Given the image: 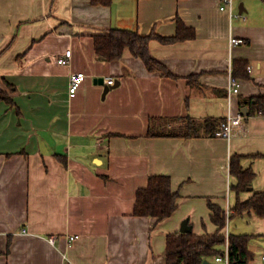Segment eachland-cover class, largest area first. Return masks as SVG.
I'll return each instance as SVG.
<instances>
[{
  "label": "crops",
  "instance_id": "obj_1",
  "mask_svg": "<svg viewBox=\"0 0 264 264\" xmlns=\"http://www.w3.org/2000/svg\"><path fill=\"white\" fill-rule=\"evenodd\" d=\"M224 6L0 0V88L11 98L0 99V264H168V236L182 233L186 219L195 235H211L217 226L209 202L226 211L236 204L233 155L256 172L241 198L264 190V114H251L249 104L264 96V3ZM178 19L194 38L150 42L152 56L175 77L150 72L129 50L113 62L96 54L95 35L155 29L173 37ZM232 38L244 43L232 47ZM67 51L70 63L60 65ZM231 71L241 75V91L229 102ZM78 72L87 78L71 98L70 78ZM97 78L121 84L103 98ZM245 107L250 114L230 141L148 135L153 118L158 129L181 130L189 119L224 121ZM157 175L169 176L179 194L177 210L162 221L134 214L138 190ZM227 233L259 235L249 264H264L263 218L231 219Z\"/></svg>",
  "mask_w": 264,
  "mask_h": 264
},
{
  "label": "trees",
  "instance_id": "obj_2",
  "mask_svg": "<svg viewBox=\"0 0 264 264\" xmlns=\"http://www.w3.org/2000/svg\"><path fill=\"white\" fill-rule=\"evenodd\" d=\"M245 1V0H240ZM264 3V0H261ZM94 5H111L113 0H91ZM178 35L165 37L159 35L154 29L149 34L139 30L111 29L106 34L95 35L94 46L100 60L113 62L121 60L127 50L143 60L150 72H162L165 77H175L172 72L154 58L150 52V42L159 39L164 43L175 42L195 37V30L188 28L178 19ZM246 64L240 69L244 70ZM239 79L241 75L234 74ZM245 76V75H242ZM9 89L13 86L6 83ZM0 99L11 102L8 93L0 88ZM251 114L259 112L264 114V96L254 97L249 101ZM223 121L207 119L197 122L189 119L187 125L181 129H158V119H151L148 135L150 137H202L214 136ZM244 157L233 155L230 159L229 170L232 178L231 190L237 197L236 204L230 209V214L221 206L209 202L212 222L217 226V231L211 235H195L179 233L168 236L166 256L168 264H204L224 254L227 244L225 229L231 219L243 216L246 213H255L264 219V190L255 192L250 198L243 200L241 196L247 192L256 178V172L251 167H245ZM179 194L173 192L172 181L169 176H151L148 185L137 192L134 214L136 216L153 217L162 221L174 214L178 208ZM253 234H230L228 239L230 250V264H249L253 253L249 247L256 237ZM261 236H264L261 235Z\"/></svg>",
  "mask_w": 264,
  "mask_h": 264
},
{
  "label": "built area",
  "instance_id": "obj_3",
  "mask_svg": "<svg viewBox=\"0 0 264 264\" xmlns=\"http://www.w3.org/2000/svg\"><path fill=\"white\" fill-rule=\"evenodd\" d=\"M233 2L234 0H225V6L222 7V10H226L232 9L233 6ZM231 46H237L240 45L242 43H244L243 39L240 38H232L231 39ZM72 56V52L71 51H67L66 56L62 57L59 59L58 63L60 65H68L70 63V58ZM250 70V69H249ZM87 75L83 72H78V73H74L71 75L70 78V87H69V95L71 98L76 97L80 87L82 86V84L84 83V81L86 80ZM116 83L114 78H107L105 80V84L109 85V86H113ZM241 91V83L240 80L235 77L233 71L230 72V82L228 85V100L229 102L236 96H238L240 94ZM246 119V116L244 115L243 112H240L238 115L233 116V115H229L221 124V127L219 128L218 131H216L215 133V137H220V138H224L226 140H231L234 131L242 128L244 121ZM228 215L230 214V210L227 211ZM78 237H70L71 241H75ZM226 238H227V244L226 247L224 249V254L217 257L215 259L216 262H223L225 264H230V250H229V244H228V239H229V234H226ZM56 241V237L52 236L50 238V242L51 243H55ZM263 261H264V256H263Z\"/></svg>",
  "mask_w": 264,
  "mask_h": 264
},
{
  "label": "water",
  "instance_id": "obj_4",
  "mask_svg": "<svg viewBox=\"0 0 264 264\" xmlns=\"http://www.w3.org/2000/svg\"><path fill=\"white\" fill-rule=\"evenodd\" d=\"M239 8H240V14H243L246 11V8H245L243 2H241ZM95 83L104 87L103 98H105L107 96V94L111 91V89L118 88L121 84L119 81H116V83L113 86L106 85L104 82V78H97L95 80ZM242 112L244 113L245 116H249V114H250L247 107L243 108ZM192 231H193V227L190 225L189 219H186L182 223L181 232L182 233H191ZM204 264H211V263L208 260H206V261H204Z\"/></svg>",
  "mask_w": 264,
  "mask_h": 264
}]
</instances>
